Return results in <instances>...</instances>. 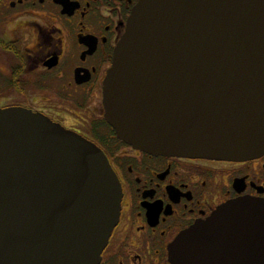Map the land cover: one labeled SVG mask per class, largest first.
I'll return each mask as SVG.
<instances>
[{"label": "water", "instance_id": "95a60500", "mask_svg": "<svg viewBox=\"0 0 264 264\" xmlns=\"http://www.w3.org/2000/svg\"><path fill=\"white\" fill-rule=\"evenodd\" d=\"M105 119L152 155H264V0H138L103 86ZM123 188L103 150L49 117L0 108V264H99ZM171 264H264V199L183 231Z\"/></svg>", "mask_w": 264, "mask_h": 264}, {"label": "flooded vegetation", "instance_id": "af4514ba", "mask_svg": "<svg viewBox=\"0 0 264 264\" xmlns=\"http://www.w3.org/2000/svg\"><path fill=\"white\" fill-rule=\"evenodd\" d=\"M138 0H0V108L19 107L97 144L123 188L99 264H171L170 246L240 197L264 199V155L246 161L152 155L117 136L103 86Z\"/></svg>", "mask_w": 264, "mask_h": 264}]
</instances>
